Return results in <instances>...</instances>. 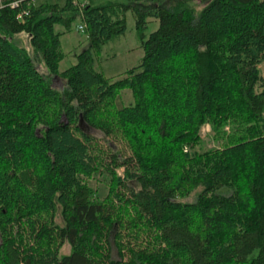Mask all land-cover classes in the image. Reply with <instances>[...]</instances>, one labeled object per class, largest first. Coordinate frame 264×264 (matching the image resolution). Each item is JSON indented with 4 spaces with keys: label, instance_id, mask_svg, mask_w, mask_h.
<instances>
[{
    "label": "trees",
    "instance_id": "obj_1",
    "mask_svg": "<svg viewBox=\"0 0 264 264\" xmlns=\"http://www.w3.org/2000/svg\"><path fill=\"white\" fill-rule=\"evenodd\" d=\"M85 1L0 0V264H264V0ZM128 11L144 53L107 76Z\"/></svg>",
    "mask_w": 264,
    "mask_h": 264
},
{
    "label": "rangeland",
    "instance_id": "obj_2",
    "mask_svg": "<svg viewBox=\"0 0 264 264\" xmlns=\"http://www.w3.org/2000/svg\"><path fill=\"white\" fill-rule=\"evenodd\" d=\"M37 2L44 0H36ZM51 2H59L63 4L65 0H47ZM85 1V0H84ZM88 1V0H87ZM93 4H105V3H119L127 0H90ZM199 6L201 7L209 0H199ZM86 3V1H85ZM84 3V4H85ZM127 17V29L123 34L116 35L112 39L106 41L102 45V51L99 55H96V67L102 69L107 76L118 75L124 72L127 68L137 65L141 61L143 56V48L141 47L140 33L135 26V18L131 11L126 13ZM146 29L147 33H150L158 26V20L150 19ZM82 23L81 18H77L72 25V28L66 31L61 36L63 50L65 57L60 62V69L63 70L77 61V54L89 46V40L87 38L86 31L78 29L77 25ZM57 30H62L63 26L60 24L56 25ZM21 40L24 44L29 45L28 38L26 35H21ZM40 69L45 71V65L40 64ZM262 68H264L262 66ZM264 70H262L263 72ZM54 85L61 88L64 85V80L60 77L54 78ZM133 96L131 90L126 88L117 98V104L119 107L131 102ZM98 136L100 132L92 129ZM213 131L210 124H205L202 127V142L197 146L198 149H207L218 145V142L213 137ZM108 139L102 141L107 144ZM114 145L113 148L127 152L122 140L110 139ZM90 184L95 188H98L100 196H104L107 193L108 186L106 183L105 176L98 175L96 178L89 180ZM184 201H191V197L183 198ZM64 252L69 251V245L65 244L63 247Z\"/></svg>",
    "mask_w": 264,
    "mask_h": 264
},
{
    "label": "built area",
    "instance_id": "obj_3",
    "mask_svg": "<svg viewBox=\"0 0 264 264\" xmlns=\"http://www.w3.org/2000/svg\"><path fill=\"white\" fill-rule=\"evenodd\" d=\"M73 2L77 5H80V6H84V3L85 1L84 0H73ZM78 29L81 30V31H84L85 30V24L84 23H79L78 24Z\"/></svg>",
    "mask_w": 264,
    "mask_h": 264
},
{
    "label": "bare ground",
    "instance_id": "obj_4",
    "mask_svg": "<svg viewBox=\"0 0 264 264\" xmlns=\"http://www.w3.org/2000/svg\"><path fill=\"white\" fill-rule=\"evenodd\" d=\"M18 2V1H17ZM16 1H14L13 3H12V5H16V3H17ZM83 23V22H82Z\"/></svg>",
    "mask_w": 264,
    "mask_h": 264
},
{
    "label": "water",
    "instance_id": "obj_5",
    "mask_svg": "<svg viewBox=\"0 0 264 264\" xmlns=\"http://www.w3.org/2000/svg\"><path fill=\"white\" fill-rule=\"evenodd\" d=\"M81 121H82V119H81Z\"/></svg>",
    "mask_w": 264,
    "mask_h": 264
}]
</instances>
